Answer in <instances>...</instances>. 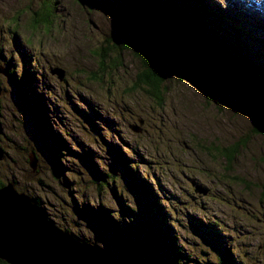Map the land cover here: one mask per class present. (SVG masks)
Listing matches in <instances>:
<instances>
[{
  "label": "rangeland",
  "instance_id": "obj_1",
  "mask_svg": "<svg viewBox=\"0 0 264 264\" xmlns=\"http://www.w3.org/2000/svg\"><path fill=\"white\" fill-rule=\"evenodd\" d=\"M215 1L264 36L263 2ZM48 9L50 23L38 22ZM233 33L264 54V38ZM130 43L116 18L88 2L0 0V65L13 66L12 78L0 74V180L38 198L58 228L112 256V231L98 230V218L82 214L87 205L108 211L137 237V224L153 217L165 232L166 264H172L173 255L179 264H220L221 252L228 264H264V132L255 131L257 117L223 86H214L212 99L207 98L191 79L193 71L169 60L163 64L158 104L134 87L140 61ZM191 64L264 109V98L251 87ZM54 65L65 69L63 80L49 72ZM17 88L27 92L26 102L16 96ZM32 103L38 106L35 113ZM235 144L228 160L225 149ZM113 148L148 185L158 200L156 209L148 210L137 181L123 175ZM33 153L34 171L28 163ZM194 185L206 192L194 191Z\"/></svg>",
  "mask_w": 264,
  "mask_h": 264
},
{
  "label": "trees",
  "instance_id": "obj_2",
  "mask_svg": "<svg viewBox=\"0 0 264 264\" xmlns=\"http://www.w3.org/2000/svg\"><path fill=\"white\" fill-rule=\"evenodd\" d=\"M76 1L79 4L88 2L92 7L116 18L123 33L131 36L132 43H130L129 47L133 55L140 61V70L136 73L134 87H140L146 94L154 98L158 104H162V83L165 80L163 64L167 60L180 64L185 63L193 71L190 75L191 79L193 81L195 79L196 83L204 88L206 97L209 99L213 97L212 88L223 85L211 78V76L206 75L207 73L197 70L191 64L192 62L204 69L211 70L220 78L230 79L235 84L242 83L251 87L257 96L264 98V68H262L264 54L256 50L248 39L233 33V31L248 33L253 37L259 38H264V36L255 34V30L244 26L235 15L222 11L215 0H112L109 3L111 5L101 0ZM50 13L51 10L48 9L37 18V21L50 23ZM198 21L202 23V27L197 26ZM4 67L9 70V78H12L13 66L10 62H6ZM53 67L62 68L58 65ZM99 68L103 72L105 68L103 57L99 61ZM62 69L64 70V79L65 69ZM16 82L14 81L13 84L16 85ZM223 87L230 94H235L226 86ZM242 95L246 96V94ZM16 96L26 102L27 92L17 88ZM235 96L234 101L242 104L245 108L250 107L253 113H264L263 107L255 100H252V98H248L252 102L248 101L259 105L263 112L254 104H249V102L238 98L236 94ZM232 98L234 99L233 96ZM37 101L40 102L42 100L39 99ZM32 105L35 113L38 106L34 105V103ZM263 115L259 116L264 120ZM139 118L141 117L136 120ZM256 119L255 131L260 132L262 123L259 118ZM58 140L62 142L60 139ZM46 147L50 149L49 146ZM236 147L237 144L232 148L225 149L224 154L227 155L228 160L231 159ZM113 150L116 160L121 163L123 175L137 181L135 183L136 188L141 192L142 196L144 195L148 198V210L156 209L158 200L154 197L148 185L143 179L134 174L119 151L116 148H113ZM53 155L56 158L57 154L55 152ZM1 157L3 159L4 152H2ZM86 158L91 164L93 173L104 180L105 176L101 175L95 162L90 157ZM9 183L13 182L4 183L0 180V188L7 186ZM261 194L264 196V189ZM35 199L39 204V199L36 197ZM121 205L126 207L123 202H121ZM128 211L133 212L132 209ZM82 214L84 216L91 214L97 217L96 226L98 230L112 231L111 242L115 255L127 252L135 258L137 264H166L165 232L161 226L155 225L153 217H147L141 220L142 223L137 224L135 229L140 232L137 237L136 230L130 229L123 224L120 225L108 211L102 210L97 206L87 205ZM73 237L80 242L100 247L97 244L79 239L75 235ZM133 237L135 238L133 239ZM168 241L172 243L171 239ZM170 259L172 264H179L175 255L171 256ZM218 259L220 264H228L226 252L218 254ZM0 264L10 263L0 259Z\"/></svg>",
  "mask_w": 264,
  "mask_h": 264
},
{
  "label": "water",
  "instance_id": "obj_3",
  "mask_svg": "<svg viewBox=\"0 0 264 264\" xmlns=\"http://www.w3.org/2000/svg\"><path fill=\"white\" fill-rule=\"evenodd\" d=\"M48 70L51 74H56L58 80L63 79L64 70L62 68L49 67ZM8 71L0 65V74L8 76ZM143 122L142 118L138 119L140 125ZM131 125L138 127V132L142 129L137 124H129V128ZM262 131L264 132L263 128ZM0 152L1 157L3 152L1 147ZM28 161L34 171L37 166L34 153ZM194 191L206 192L195 185ZM2 212L5 213L9 223L4 221ZM12 216H16L17 221H13ZM32 218L35 223L30 221L33 220ZM121 255H124L122 259ZM0 259L10 264H113L124 259L127 264H137L135 258L127 252L112 256L103 248L80 242L61 230L49 219L35 197L17 191L13 183L0 188Z\"/></svg>",
  "mask_w": 264,
  "mask_h": 264
},
{
  "label": "bare ground",
  "instance_id": "obj_4",
  "mask_svg": "<svg viewBox=\"0 0 264 264\" xmlns=\"http://www.w3.org/2000/svg\"><path fill=\"white\" fill-rule=\"evenodd\" d=\"M238 1H241V0H238ZM252 1H254V0H252ZM258 2H263L264 3V0H262V1H260V0H257ZM197 69V68H196ZM198 70V69H197ZM203 73H205V72H203ZM223 86H224V84H222ZM234 98H236V96L234 95V94H231ZM254 115L257 117V118H259L263 123H264V120L258 115V114H256V113H254ZM2 202V201H1ZM20 205V204H19ZM16 213V212H15ZM15 213H13V214H15ZM1 215L3 216V219H4V221H6L7 223H9V221H8V219H7V217H6V215H5V213L4 212H2L1 213ZM26 215V214H25ZM22 216H24V215H22ZM21 216V217H22ZM20 217V218H21ZM26 217H27V215H26ZM31 218V217H30ZM2 219V220H3ZM33 219V218H32ZM12 220L13 221H17V218H16V216H12ZM23 220H24V218H23ZM31 222L33 221V223H35V221H34V219L33 220H30ZM5 223V222H4ZM37 224H39L38 222H36ZM8 225H10V224H8ZM11 226V225H10ZM40 227V226H39ZM43 228V227H42ZM45 241H47V240H45ZM49 241V240H48ZM40 242H42V243H44L43 241H40ZM54 245V244H53ZM41 246H44V245H41ZM78 254V253H77ZM79 258V257H78ZM96 259V258H95ZM99 259V258H98ZM122 259V258H121ZM125 260V259H124ZM124 260H118L117 261V263H113V264H127ZM97 261V260H96ZM101 261V260H100ZM87 263V262H86ZM88 264V263H87ZM99 264V263H98ZM106 264V263H105Z\"/></svg>",
  "mask_w": 264,
  "mask_h": 264
},
{
  "label": "flooded vegetation",
  "instance_id": "obj_5",
  "mask_svg": "<svg viewBox=\"0 0 264 264\" xmlns=\"http://www.w3.org/2000/svg\"><path fill=\"white\" fill-rule=\"evenodd\" d=\"M12 68V67H11Z\"/></svg>",
  "mask_w": 264,
  "mask_h": 264
}]
</instances>
